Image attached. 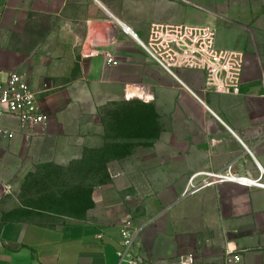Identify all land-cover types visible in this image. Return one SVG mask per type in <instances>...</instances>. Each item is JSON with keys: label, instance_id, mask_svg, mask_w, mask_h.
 <instances>
[{"label": "crops", "instance_id": "obj_1", "mask_svg": "<svg viewBox=\"0 0 264 264\" xmlns=\"http://www.w3.org/2000/svg\"><path fill=\"white\" fill-rule=\"evenodd\" d=\"M190 1L0 0V81L13 72L24 76L48 117L22 134L15 120L0 121L15 133L0 137V199L11 200L36 166L73 162L97 149L99 110L124 103L129 86L145 88L141 142L153 144L141 157L153 159L154 175L149 199L130 196L126 203L127 191L139 186L123 163L108 168L105 191L89 193L86 221L15 207L20 216L0 227V264H178L188 255L195 264H223L227 249L240 252L242 264H264V189L219 183L183 196L196 174L231 165L235 175L256 178L257 167L264 170V0L249 10L248 23L199 19L216 31L218 49L244 55L236 95L206 90L199 71L167 74L141 47L152 24H195ZM108 54L117 66L106 64ZM162 190L174 191L163 210L156 198ZM125 211L137 235L120 263Z\"/></svg>", "mask_w": 264, "mask_h": 264}, {"label": "rangeland", "instance_id": "obj_2", "mask_svg": "<svg viewBox=\"0 0 264 264\" xmlns=\"http://www.w3.org/2000/svg\"><path fill=\"white\" fill-rule=\"evenodd\" d=\"M178 2L183 4L182 0ZM190 2L194 10L193 25H200L199 19L203 15L232 27L242 22L248 23L252 16L249 10L256 8L259 0H192ZM144 113L145 109L141 107V100L138 98L100 109L97 149L86 151L87 157L73 159V162L63 159L59 165L36 166L34 173L17 183L11 200L4 197L0 199V227L7 220L20 216L21 207L50 209L68 218L67 220L90 219L91 213L87 212L89 207L93 208V202L89 204V193L94 187L97 189V194L100 191L104 192L111 180L108 168L112 166L118 169L122 163L127 166L128 171L130 170L128 175L130 181L139 186V189L133 188L127 191L125 202L128 203L129 197L133 196L141 203V195L148 200L151 195L150 183L154 176L150 171L153 159L141 157V151L152 149L153 143L141 142V128H145L141 127V120H145ZM173 192L157 191V203L163 204L161 210L173 202V197H170ZM77 197L82 199L79 204L75 201ZM105 199L103 195L101 205L107 204L108 200ZM168 200L169 204L165 205ZM14 201L17 203L16 206ZM122 204L125 203L119 201L117 205L122 206ZM15 207L19 211L14 210ZM126 217L134 221L130 212L125 211L120 223Z\"/></svg>", "mask_w": 264, "mask_h": 264}, {"label": "built area", "instance_id": "obj_3", "mask_svg": "<svg viewBox=\"0 0 264 264\" xmlns=\"http://www.w3.org/2000/svg\"><path fill=\"white\" fill-rule=\"evenodd\" d=\"M122 33L133 36L131 28L118 23ZM216 31L202 25L152 24L149 28L147 42L141 44L149 58L167 74L173 75L176 70L199 71L205 76V88L220 94H238L241 73L244 66V55L233 50L218 49L215 45ZM109 67L117 66L112 55L105 56ZM126 100L138 98L145 100L143 86H129L124 89ZM13 119L17 122L18 133L45 125L48 117L43 114L38 104V94L30 88L27 79L16 73H10L0 81V121ZM15 133L8 131L0 124V137L12 139ZM256 178L239 177L227 166L223 171L200 173L191 177L187 184V193L193 194L203 188L219 183H235L245 187L264 189V170L257 167ZM199 180L194 185V181ZM122 249L117 253L120 263L129 257L137 235V230L130 217L120 223ZM178 264H195L191 255L181 257ZM223 264H242L241 253L227 249Z\"/></svg>", "mask_w": 264, "mask_h": 264}]
</instances>
